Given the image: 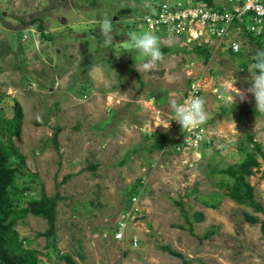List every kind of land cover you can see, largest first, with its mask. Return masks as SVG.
<instances>
[{
  "label": "rangeland",
  "instance_id": "obj_1",
  "mask_svg": "<svg viewBox=\"0 0 264 264\" xmlns=\"http://www.w3.org/2000/svg\"><path fill=\"white\" fill-rule=\"evenodd\" d=\"M147 1L160 7L164 3L0 0V115H12L14 102L24 113L21 134L12 142L24 157L29 176L19 178L17 187L35 183L28 198L38 199L43 190L56 199L53 244L59 256H69L75 264H264L259 225L243 219L245 213L259 220L262 216L223 198L219 184L224 177L217 174L243 158L237 147L246 133L264 153V114L256 111L252 94L243 102L235 97L230 103L236 89L243 92L251 86L249 42L262 41L263 34L240 27L221 43L209 42L210 59L205 63L186 53L192 47L158 33L161 49L169 52L163 53L156 70L144 72L137 54L129 50V34L147 31L135 22ZM177 1L224 3L165 2ZM104 18L111 19L114 28V42L108 48L101 46L99 34ZM233 41L240 46L238 55L228 49ZM196 77L206 79L201 97L206 108L213 106V113L204 126L209 135L201 159L187 168L166 150L162 154L148 149L164 130L157 125L172 115V101L179 103ZM213 89L219 96L211 94ZM95 125L100 133L92 129ZM57 129L55 148L51 140ZM90 145L99 155L88 151ZM258 162L260 168L253 169L248 182L255 201L264 208V162L259 157ZM131 196L137 197L139 214L124 241L116 242L113 226L129 210ZM203 201L216 208L205 207ZM195 213L203 214V222L195 221ZM47 229L45 220L32 215L15 227L24 247L43 255L41 262L67 264L55 254L50 261L44 258L51 248L37 235ZM133 236L139 239L135 249L128 244Z\"/></svg>",
  "mask_w": 264,
  "mask_h": 264
},
{
  "label": "trees",
  "instance_id": "obj_2",
  "mask_svg": "<svg viewBox=\"0 0 264 264\" xmlns=\"http://www.w3.org/2000/svg\"><path fill=\"white\" fill-rule=\"evenodd\" d=\"M206 4L210 5L209 2ZM244 20V24L236 23L235 25L243 27L245 30L247 24L251 22L249 18L247 20V16L244 17ZM37 30L41 32L43 29L39 25ZM41 35L43 36L44 33L42 32ZM227 44L225 46H227ZM249 49V53L251 57H253L256 51L264 50V42L259 40L256 41L251 38ZM209 50L210 49L206 48L205 45L201 47L195 46L186 53L190 52L197 58H204V62L207 63L210 59ZM161 51L167 53L169 49L162 48ZM252 62H254L253 59ZM133 74L137 82L141 86H144L137 73L134 72ZM23 118V110L17 102L13 103L12 115L7 118H2L0 115V137H2V140H0V264H44L40 260L43 255L38 251L25 248V242L19 240L18 233L15 230L17 222L24 219L27 215L43 219L47 223L48 229L46 232L37 235L38 237L46 238L47 247L51 248L50 253H48L49 255L44 256V258L50 261L52 255L55 254L61 261L67 264H75L69 256H59L60 253L53 244V239L55 238L56 199H51L46 196L43 190H41V196L38 199L28 198L26 193L29 191L31 192V188L35 186V183H30L27 187L23 185L24 188L22 189L17 187V180H20L19 178L29 176L25 167L24 157L19 153L12 142L13 138L19 137L21 134ZM37 125L39 126L40 123H37ZM58 132H60V129L56 130V134L51 140L55 148H58L56 139ZM244 143L252 146L253 149L249 150L248 146L244 145ZM244 143H239L237 147V151L243 154V158L240 159L236 165L228 166L226 169L217 171V174L224 177L219 187L224 190L223 198H228L237 206L250 208L255 214H260L262 216V220H259L257 217L245 213L243 219L247 224L259 225L260 234L264 240V208L260 203L255 201L254 189L248 182V179L255 173L253 169L257 171L260 168L258 157L264 162V153H262L260 145L254 141V136L252 134H245ZM165 144L166 136L159 135L148 151H162ZM33 177L34 176L30 178ZM138 185L139 184H137V186ZM23 195L24 198H22ZM132 197L133 196H131V199ZM175 204L180 208L182 207L180 202H175ZM203 204L208 208H216L214 203L203 201ZM181 212L184 217L187 218L185 212H183V210H181ZM194 216L197 223L203 222V214L195 213ZM209 235L210 234H206L205 237ZM159 249L174 258L183 259L182 255L172 251L167 246H159Z\"/></svg>",
  "mask_w": 264,
  "mask_h": 264
},
{
  "label": "built area",
  "instance_id": "obj_3",
  "mask_svg": "<svg viewBox=\"0 0 264 264\" xmlns=\"http://www.w3.org/2000/svg\"><path fill=\"white\" fill-rule=\"evenodd\" d=\"M165 1L161 7L158 3L150 4L148 1L145 3L146 6H142V16L135 21L140 29L144 26L147 31L175 38L178 40L177 43L186 47L205 45L208 48L209 42L221 43L224 39H229L233 33H237L240 27L235 24H244V17L247 16V20L249 18L251 23L247 24L246 30L258 36L263 34L262 42H264V0H224L225 6L222 5L224 3L217 6L200 1H177L175 5H168ZM219 8H221L220 11H215ZM228 49L232 54L240 53V46L235 42H232ZM205 83L206 79L203 77L192 79L181 102L192 95L202 96L206 90ZM211 93L217 94V89H213ZM170 128L181 133V141L173 147L174 154L179 157L182 166L191 168L201 159L196 155L193 159L192 154H196L207 140L204 125L195 130L183 132L180 125L172 120ZM138 214L137 197H133L129 210L121 213L119 220L113 226L114 241H124L127 229L133 226ZM128 244L135 249L139 244V239L133 236Z\"/></svg>",
  "mask_w": 264,
  "mask_h": 264
},
{
  "label": "clouds",
  "instance_id": "obj_4",
  "mask_svg": "<svg viewBox=\"0 0 264 264\" xmlns=\"http://www.w3.org/2000/svg\"><path fill=\"white\" fill-rule=\"evenodd\" d=\"M113 33L114 28L111 19L104 18L99 22V34L103 38L102 47L108 48L113 44ZM129 41V50L137 54L141 69L144 72L156 70L164 55L161 51L160 38L150 31H133L129 34ZM252 59L254 62L251 65L253 69L251 86L243 92L234 87L236 94L230 96V103L231 105L234 103L235 97L243 102L247 99L248 93H251L254 97L256 111L264 114V50L256 51ZM171 109V118L157 126L168 129L170 121L174 120L180 125L183 132L191 131L205 124L208 118L206 101L198 95H192L179 103L172 101Z\"/></svg>",
  "mask_w": 264,
  "mask_h": 264
},
{
  "label": "crops",
  "instance_id": "obj_5",
  "mask_svg": "<svg viewBox=\"0 0 264 264\" xmlns=\"http://www.w3.org/2000/svg\"><path fill=\"white\" fill-rule=\"evenodd\" d=\"M218 4H220V3H218ZM216 5V4H215ZM136 19H137V17H136ZM136 19H135V21H136ZM163 39V38H162ZM234 42V41H233ZM212 91V90H211ZM49 92L51 93L52 92V89L51 90H49ZM218 90H217V94H215L216 95V97L217 96H219L218 95ZM212 94V93H211ZM214 95V94H213ZM183 98H184V95H183V97H182V100H183ZM181 100V101H182ZM180 101V102H181ZM213 106H211L210 104H207V108H206V110H207V114H208V118H207V121H209L210 120V117H211V115H212V113H213V111H211V108H212ZM93 108H94V106H93ZM154 123H155V119H154ZM149 124L150 125H152V120H151V122H149ZM204 126H205V124H203ZM93 128V130H96L98 133H100V131H102V129L101 128H98V129H95V127H96V125L95 126H92ZM210 128V127H209ZM206 129V128H205ZM206 131H207V129H206ZM161 134H159V135H164V136H166V144H165V146H164V148H163V150L162 151H160L162 154H164L165 152H167V153H169L172 157H173V159L174 160H176L177 162L179 161V157L176 155V154H174V152H173V147L179 142V141H181V134H180V132L179 131H177V130H174V129H172V128H168V129H164L163 131L161 130V132H160ZM208 132H207V139H208ZM206 142H207V140H206ZM206 144V143H205ZM204 144V145H205ZM93 145V144H92ZM92 145H90V147H88V151L90 150V151H94L95 152V154H98L99 155V153H98V151H97V149L96 148H93V147H91ZM203 145V146H204ZM52 148V147H51ZM203 149L204 148H201L196 154H192V158L193 159H195V155H196V157H200L201 158V152L203 151ZM166 150V151H165ZM165 151V152H164ZM75 154V153H74ZM70 161V160H69ZM66 165H68L69 166V162L67 161V163H65ZM93 167V166H92ZM72 172H70L69 171V174L68 175H70ZM130 229L132 228V226H130L129 227Z\"/></svg>",
  "mask_w": 264,
  "mask_h": 264
}]
</instances>
